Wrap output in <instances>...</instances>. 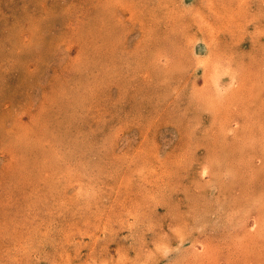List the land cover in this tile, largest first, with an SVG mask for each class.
I'll return each mask as SVG.
<instances>
[{"label": "rangeland", "instance_id": "1", "mask_svg": "<svg viewBox=\"0 0 264 264\" xmlns=\"http://www.w3.org/2000/svg\"><path fill=\"white\" fill-rule=\"evenodd\" d=\"M0 264H264V0H0Z\"/></svg>", "mask_w": 264, "mask_h": 264}]
</instances>
